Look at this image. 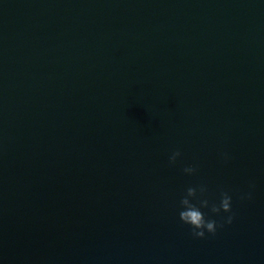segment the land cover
<instances>
[{
	"label": "water",
	"instance_id": "obj_1",
	"mask_svg": "<svg viewBox=\"0 0 264 264\" xmlns=\"http://www.w3.org/2000/svg\"><path fill=\"white\" fill-rule=\"evenodd\" d=\"M0 264H264V0H0Z\"/></svg>",
	"mask_w": 264,
	"mask_h": 264
},
{
	"label": "clouds",
	"instance_id": "obj_2",
	"mask_svg": "<svg viewBox=\"0 0 264 264\" xmlns=\"http://www.w3.org/2000/svg\"><path fill=\"white\" fill-rule=\"evenodd\" d=\"M180 151H174L169 157V163L174 165L181 157ZM186 175H194L197 171L195 166H188L183 169ZM208 189L205 185H199L198 187H188L186 194L180 199V211L179 218L181 222L192 230L191 234L197 239H206V233L215 236L217 229L223 228L224 224L231 225L234 220V214L232 210V198L227 192H222L219 204L212 203L205 198ZM243 198V197H242ZM248 199H251V194L248 195ZM217 216L221 213L229 214L224 218V222L219 224L214 219H208L204 215L202 209H209Z\"/></svg>",
	"mask_w": 264,
	"mask_h": 264
}]
</instances>
